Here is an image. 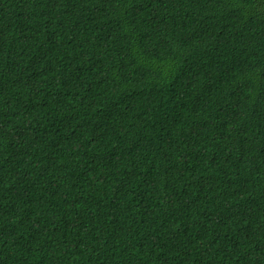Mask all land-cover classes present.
Segmentation results:
<instances>
[{
    "label": "trees",
    "instance_id": "obj_1",
    "mask_svg": "<svg viewBox=\"0 0 264 264\" xmlns=\"http://www.w3.org/2000/svg\"><path fill=\"white\" fill-rule=\"evenodd\" d=\"M0 264H264V0H0Z\"/></svg>",
    "mask_w": 264,
    "mask_h": 264
}]
</instances>
